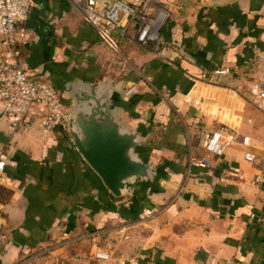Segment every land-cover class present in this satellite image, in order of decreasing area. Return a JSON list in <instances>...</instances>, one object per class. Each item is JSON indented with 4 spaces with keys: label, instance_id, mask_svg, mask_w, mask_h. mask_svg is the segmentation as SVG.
I'll list each match as a JSON object with an SVG mask.
<instances>
[{
    "label": "crops",
    "instance_id": "obj_1",
    "mask_svg": "<svg viewBox=\"0 0 264 264\" xmlns=\"http://www.w3.org/2000/svg\"><path fill=\"white\" fill-rule=\"evenodd\" d=\"M110 1L96 0L99 8ZM162 1L161 55L113 33L116 61L73 0H31L19 44L31 71L61 92L66 109L62 84L71 80L107 81L121 92L135 85L118 119L144 132L141 154L161 177L114 197L67 127L44 132L34 115L10 135L0 104V264H25L65 237L76 244L91 234L113 236L104 245L113 264H264V119L249 96L264 78V0ZM218 66L230 73L200 79ZM221 123L231 146L209 170L191 163L201 153L198 130Z\"/></svg>",
    "mask_w": 264,
    "mask_h": 264
},
{
    "label": "built area",
    "instance_id": "obj_2",
    "mask_svg": "<svg viewBox=\"0 0 264 264\" xmlns=\"http://www.w3.org/2000/svg\"><path fill=\"white\" fill-rule=\"evenodd\" d=\"M74 6L85 21L93 26L101 38L111 47H117L113 33L128 37L144 47H152L157 55L162 53V29L169 17V10L162 0H111L102 8L96 0H73ZM31 10V0H0V104L1 112L10 123L9 134L14 135L20 128L27 129L34 115L44 132H52L57 127L66 129L64 118L66 107L61 92L49 81L39 78L31 71L19 44L25 43L24 24ZM264 60V55H259ZM230 73L229 66H218L201 73L202 81L212 76ZM136 89L131 85L125 91L128 95ZM249 96L254 107L264 119V78H257L249 87ZM194 108L198 99L191 101ZM234 136L227 124L221 123L211 129L200 128L196 135V146L201 151L197 158L189 155L191 163L203 169H211L214 158L222 156L231 146ZM242 143L249 146V138ZM244 160L254 162L256 156L245 151ZM5 165V153L0 149V174ZM1 203V196H0ZM2 212L0 210V244L4 242L1 231ZM66 235V233H64ZM87 237V236H86ZM65 237L58 246L70 242ZM93 257L106 261L108 251L95 247Z\"/></svg>",
    "mask_w": 264,
    "mask_h": 264
},
{
    "label": "water",
    "instance_id": "obj_3",
    "mask_svg": "<svg viewBox=\"0 0 264 264\" xmlns=\"http://www.w3.org/2000/svg\"><path fill=\"white\" fill-rule=\"evenodd\" d=\"M62 84L72 102L65 112L67 133L86 163L96 172L114 197L134 192L137 184L155 182L161 175L141 154L139 129H126L117 108L128 95L113 83L71 80Z\"/></svg>",
    "mask_w": 264,
    "mask_h": 264
},
{
    "label": "rangeland",
    "instance_id": "obj_4",
    "mask_svg": "<svg viewBox=\"0 0 264 264\" xmlns=\"http://www.w3.org/2000/svg\"><path fill=\"white\" fill-rule=\"evenodd\" d=\"M112 48L110 50L115 56H117V61L118 56H120L119 50L117 47ZM192 144L193 147H195L194 140ZM112 241H114L113 236H106L105 238L103 237V239H97L96 234H91L87 236L84 241H78L76 244H65L59 248L53 249L51 252L46 251L40 253L32 259H29L25 264H113L111 259L102 261L93 257L95 247H102L105 249L104 245Z\"/></svg>",
    "mask_w": 264,
    "mask_h": 264
}]
</instances>
